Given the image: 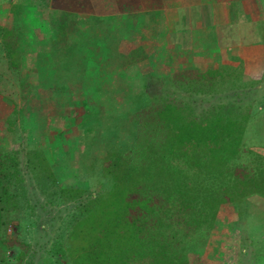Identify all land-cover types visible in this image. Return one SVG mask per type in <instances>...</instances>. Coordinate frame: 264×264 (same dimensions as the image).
Returning a JSON list of instances; mask_svg holds the SVG:
<instances>
[{"label":"rangeland","instance_id":"rangeland-1","mask_svg":"<svg viewBox=\"0 0 264 264\" xmlns=\"http://www.w3.org/2000/svg\"><path fill=\"white\" fill-rule=\"evenodd\" d=\"M209 2L200 11L203 21L190 28L191 36L184 37L185 43H194V49H182L179 56L186 60V67L224 68L238 74V85L245 90L233 94L234 89L226 87L216 97L179 95L199 103L198 109L209 101L250 105L243 147L264 155V0ZM13 4L24 5L12 12ZM51 4V0L48 4L47 0H6L5 4L0 0V150L20 152L24 178L18 206L7 214L3 237L10 243L0 245V264H16L23 243L27 247L22 264H74L56 249L67 246L63 223L75 202H48L51 196L43 193L27 165L30 152L47 157L59 187L83 188L95 195L110 186L104 173L105 158L131 144L137 132L134 113L139 103L135 93L121 87L119 81L129 78L137 90L139 75L146 74L136 68L130 76L122 70L127 77L121 78L124 62L107 59V51L120 41L118 28L99 24L95 18L83 21L80 30L67 35L71 53L60 55L55 76L51 62L37 56L49 28L40 16L47 14ZM26 19L32 23L25 28L32 43L22 53L9 54L5 40L10 27L24 24ZM220 39L230 44L221 46ZM158 65L153 62L151 67L160 70ZM241 74L247 79L242 80ZM83 100L91 106L81 107L82 113L94 111L87 121L73 111ZM217 226L209 243L190 253L191 264H264V198L253 196L229 205Z\"/></svg>","mask_w":264,"mask_h":264},{"label":"trees","instance_id":"trees-1","mask_svg":"<svg viewBox=\"0 0 264 264\" xmlns=\"http://www.w3.org/2000/svg\"><path fill=\"white\" fill-rule=\"evenodd\" d=\"M23 5L13 4L12 12ZM191 13L185 18L199 17L197 10ZM40 17L55 32L48 46L60 63L61 54L71 53L66 39L80 30L78 21L52 9ZM31 24L28 19L10 27L5 40L9 54L22 53L32 43L25 29ZM143 52L140 48L126 63L142 61ZM125 74L119 73L126 78ZM239 80L224 68L185 66L169 76L147 75L143 88L135 92L139 108L134 113V140L105 158L110 186L99 194L59 187L47 157L30 152L27 165L43 193L51 196L47 201L75 202L63 223L67 246H58L56 252L74 264H191L190 253L209 243L223 205L264 198V155L243 147L252 107L239 101H209L198 109L199 103L180 96L188 92L216 97L226 87L236 94L245 90ZM23 181L20 152L0 150V245L10 243L3 229L7 214L18 206ZM24 244L16 264L24 260Z\"/></svg>","mask_w":264,"mask_h":264},{"label":"crops","instance_id":"crops-1","mask_svg":"<svg viewBox=\"0 0 264 264\" xmlns=\"http://www.w3.org/2000/svg\"><path fill=\"white\" fill-rule=\"evenodd\" d=\"M4 4L6 0H3ZM51 9L54 11H63L70 13L72 17H75V21H78L77 27L81 28L82 22L91 19H98L99 24H106L109 27L118 28V40L119 43L116 48L107 51V59L123 63L122 70H126L128 75H132L131 72L138 68L141 72H145V77L139 75L141 84H139L137 90H133L130 85V79L119 81V84L123 88H127L130 92H136L143 88L145 79L149 74H155L157 76H169L172 73L180 70L181 68L188 66L186 60H181L179 51L193 50L194 43H185L184 37L189 30L197 25L199 20L202 22L200 11L205 8L212 0H51ZM11 2V1H10ZM212 9V7H211ZM226 9V8H224ZM198 11L191 18H185V14L192 15V11ZM25 21L28 22V19ZM31 21V20H30ZM98 22V21H97ZM41 23L48 25L46 21L41 20ZM110 23V24H109ZM190 23V26H189ZM49 26V25H48ZM189 26V27H187ZM189 28V29H188ZM55 32L51 27L48 28L46 38L41 39L42 48L38 51L37 56L42 59H47L51 62L52 68H54V74L56 76V69H60L58 61L56 60L55 52L48 46L52 43ZM191 36V33H190ZM47 39V45H43ZM98 40L96 36L94 41ZM79 42L78 40H75ZM102 41L100 40L99 43ZM185 43V46L181 44ZM183 46V47H181ZM181 47V48H180ZM143 48L145 52V58L142 61H135L131 64L126 63L127 60L137 57V50ZM183 49V50H182ZM94 52V51H93ZM184 53V52H183ZM194 54V53H192ZM185 57L186 54L184 53ZM88 58V56H85ZM180 59L181 61H177ZM183 59V58H182ZM189 60L192 61V56L189 55ZM134 61V60H133ZM158 63L159 68L151 67L152 63ZM185 62V63H184ZM145 66L148 68H145ZM130 73V74H129ZM36 75V74H35ZM120 76V75H119ZM122 78V77H121ZM81 101V100H79ZM75 113H81L79 118L83 121L92 118L91 111L83 112L82 108L89 107V103L85 100L81 103H76ZM229 205L235 206V204L223 205L218 219L223 215L225 208ZM234 221V218H232ZM216 223V229L218 226ZM230 225H232L230 223ZM218 232V231H217Z\"/></svg>","mask_w":264,"mask_h":264}]
</instances>
